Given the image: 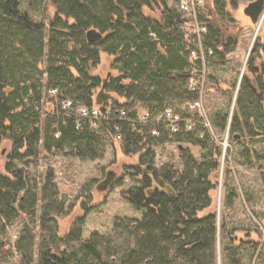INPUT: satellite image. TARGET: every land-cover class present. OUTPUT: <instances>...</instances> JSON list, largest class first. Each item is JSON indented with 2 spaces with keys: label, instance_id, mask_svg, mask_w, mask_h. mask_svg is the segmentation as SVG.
<instances>
[{
  "label": "trees",
  "instance_id": "obj_1",
  "mask_svg": "<svg viewBox=\"0 0 264 264\" xmlns=\"http://www.w3.org/2000/svg\"><path fill=\"white\" fill-rule=\"evenodd\" d=\"M241 1L206 0L202 43L212 51L207 65L235 51L238 40L221 25L233 22L230 10ZM48 3L55 12L46 23L24 12L22 0H0V148L4 143L10 147L0 169V264H219L213 209L221 155L217 133L228 130L229 140L240 143L237 160L252 162L250 146L264 141V63L255 67L250 57L245 75L232 87L237 90L235 109L207 113L215 139L201 115L188 112L189 103L200 99L191 79L201 76L191 70L202 65L191 58L198 48L178 9L163 0ZM146 8L159 10L160 16L147 15ZM90 30L102 34L101 40L89 41ZM263 48L257 45L254 54ZM102 54L113 57L114 74L105 87L118 99L98 105L96 96L105 80L92 71ZM66 100L73 102L69 112L63 109ZM77 107H100L102 115L96 121L80 118ZM167 108L184 120L176 133L155 121ZM141 109L151 113L150 121L140 122ZM168 143L182 145V168L172 161L156 165L155 148ZM185 144L199 147L201 159ZM110 147L137 156L130 167L140 177L122 195L143 211L142 218L116 217L115 228L123 234L94 232L84 240L79 225L92 209L85 206L80 224L60 235L58 220L68 211L55 172L48 170L39 189L17 163L36 164L56 153L97 161ZM237 196L234 189L227 190L228 209L235 208ZM13 227L18 236L11 243L6 235ZM234 230L221 221V264H248V251L250 263L264 264V245L243 240L237 245Z\"/></svg>",
  "mask_w": 264,
  "mask_h": 264
},
{
  "label": "rangeland",
  "instance_id": "obj_2",
  "mask_svg": "<svg viewBox=\"0 0 264 264\" xmlns=\"http://www.w3.org/2000/svg\"><path fill=\"white\" fill-rule=\"evenodd\" d=\"M163 1L170 8H178V0ZM252 1L254 0L241 1L236 9L230 10L233 22L221 25V29L226 35L233 36L238 40V45L235 51L230 53L224 61L215 58L207 65V75H211L212 78L208 79L201 100L206 116L207 113L210 114L211 112L222 111L225 113L235 109L237 90L233 92L232 87L233 84L239 83L242 76L245 75V67L250 64V57L255 59V67L264 63V48L254 54V48L264 44V21L260 19L258 23H254L244 12L245 7ZM22 7L23 11L28 12L37 22L48 23L55 12V8L48 3V0H22ZM144 11L152 17L160 16L159 10L151 11L146 8ZM112 60L113 57L102 54L100 64L96 69H93L92 73L107 81L109 75L114 74L110 67ZM142 110H139V113ZM209 129L215 139L217 136H221L218 138L221 148L220 169L219 174L214 179L216 189L213 193V209L216 211L218 221L217 245L220 264L223 245L219 233L221 221L225 220L227 227L235 229L234 236L238 240L236 241L237 245L240 240L260 243V247L264 245V141L250 146L252 162L244 164L237 160L238 152L241 151L240 143L231 142L229 133L227 140L226 133L228 130L224 135L217 133L216 136L212 128L209 127ZM225 141L229 143L227 148L224 146ZM184 146L188 147L198 160L201 159L202 150L199 147L190 144ZM254 147H256V151L253 150ZM9 148L8 143H4L0 148V169L2 171L8 159ZM245 148L246 145L244 144V151ZM232 149L234 151L231 156ZM155 151L158 167L165 162L172 161L177 167L182 168L177 144L168 143L157 146ZM123 153L121 147L118 150L110 147L103 158L97 161H84L65 156L63 153H56L52 157L43 154L46 158L40 157L36 164L16 163L18 167H24L29 171L31 181L36 183L39 189L43 186L48 170L52 169L55 172L60 195L67 199L68 211L58 220L60 235H65L74 225L80 224L78 220L82 218L85 206L86 208L92 207L83 224L79 225L82 238L88 240L94 232L112 237L119 232L123 234L122 230L118 231L115 228L116 217L125 216L138 220L143 216V211H138L132 207L122 195L124 191L134 187L137 184L135 179L140 177L134 175V170L130 167L137 161V156L128 157ZM110 177L111 179L106 185L105 181ZM229 188L234 189L238 194L234 209H228L225 205ZM17 236V229L13 227L8 231L6 238L14 243ZM249 253L251 252L245 253L248 264L251 262Z\"/></svg>",
  "mask_w": 264,
  "mask_h": 264
},
{
  "label": "built area",
  "instance_id": "obj_3",
  "mask_svg": "<svg viewBox=\"0 0 264 264\" xmlns=\"http://www.w3.org/2000/svg\"><path fill=\"white\" fill-rule=\"evenodd\" d=\"M178 11L182 15L183 19L187 22L186 29L188 32V36L193 38L198 48L196 51L192 52L191 58L194 62L201 63L202 65L201 68L199 69L197 67H193V69L191 70L192 74L201 76L198 79H195V77L191 79V83H192L191 89L200 91L199 92L200 99L192 103H189L188 112L190 114L198 112L201 115V117L205 120L206 126L209 128L211 126L209 124V121L207 119L206 113L204 112V109L202 107V102H201L203 98V93H204L203 89L205 86V79L207 75V69H206L207 62H208L207 59L209 56L212 55V51H206L202 43L203 36L207 32L206 22L202 19V15H204L207 11L206 0H178ZM51 93L55 94L56 90H52ZM72 105H73V102L71 100H66L63 103V109L66 112H69L71 111L70 108L72 107ZM77 108L78 110L76 114L80 118H90L93 121H96L102 115V111L100 110V107L92 111L88 110L85 107H77ZM66 114L69 115V113H66ZM138 118L140 122L146 123L151 120V113L148 110H142L139 113ZM186 119H187L185 120L186 122H192L191 118H186ZM155 121L165 122L168 125V129L172 133H176L177 131L180 130L181 128L180 125L182 124L184 120L181 117V115L177 114L172 108H167L161 114L155 117ZM117 129L119 131V128ZM152 134L158 135L157 130H154ZM226 138L228 140V131L226 133ZM118 139H121V135L118 136ZM228 145L229 143L225 141L224 146L227 148ZM253 264H257V263L254 261Z\"/></svg>",
  "mask_w": 264,
  "mask_h": 264
},
{
  "label": "water",
  "instance_id": "obj_4",
  "mask_svg": "<svg viewBox=\"0 0 264 264\" xmlns=\"http://www.w3.org/2000/svg\"><path fill=\"white\" fill-rule=\"evenodd\" d=\"M244 12L251 18L254 23H258L261 20L264 21V0H254L250 2L244 9ZM88 40L91 42L100 41L102 38V34L95 30H90L87 33ZM241 80V79H240ZM106 80L104 81V85L102 86L101 90L98 92L96 96V103L98 105H102L108 101H114L115 96L112 93L106 91ZM240 82V81H239ZM239 85V83H238ZM237 94V92H236ZM233 110V109H232ZM180 148L182 145L179 146ZM109 183L108 180L105 181L107 185ZM221 261V259H220ZM221 264V263H220Z\"/></svg>",
  "mask_w": 264,
  "mask_h": 264
},
{
  "label": "flooded vegetation",
  "instance_id": "obj_5",
  "mask_svg": "<svg viewBox=\"0 0 264 264\" xmlns=\"http://www.w3.org/2000/svg\"><path fill=\"white\" fill-rule=\"evenodd\" d=\"M245 68H246V67H245ZM262 104H264V101H262ZM263 109H264V107H263ZM110 179H111V177H110V178H108L107 180H108V181H110Z\"/></svg>",
  "mask_w": 264,
  "mask_h": 264
},
{
  "label": "bare ground",
  "instance_id": "obj_6",
  "mask_svg": "<svg viewBox=\"0 0 264 264\" xmlns=\"http://www.w3.org/2000/svg\"><path fill=\"white\" fill-rule=\"evenodd\" d=\"M260 24H261V22H260Z\"/></svg>",
  "mask_w": 264,
  "mask_h": 264
}]
</instances>
